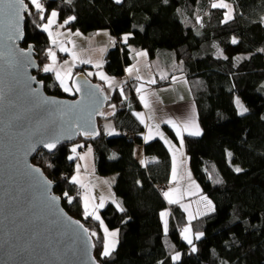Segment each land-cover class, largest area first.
Segmentation results:
<instances>
[{"label":"trees","instance_id":"obj_1","mask_svg":"<svg viewBox=\"0 0 264 264\" xmlns=\"http://www.w3.org/2000/svg\"><path fill=\"white\" fill-rule=\"evenodd\" d=\"M25 1L29 12L22 46H35L40 65L44 52L53 45L42 26L57 10L60 23L68 21L71 30L89 36L107 29L118 38L128 36L121 47L109 50L105 68L109 74L123 77L132 64L133 46L147 49L152 59L164 54L162 59L167 55L180 63L179 70L161 85L183 75L194 92L202 130L200 136H187L184 143L193 174L215 210L192 222L194 233H203L192 244L181 239L178 226L188 221L178 207L172 206L170 228H164L161 214L169 204L161 186L170 182L172 156L163 139L145 142V127L134 114L140 105L133 93V112L121 103L119 91L107 101L108 105L120 102L123 107L117 113L119 134L110 136L99 124L97 137L77 141L93 148L100 176H116L112 187L120 207L109 203L99 211L107 228L120 233L119 245L111 255H101L106 240L102 223L85 216L77 184L72 181L77 160L72 158L71 147L77 142L61 144L51 153L42 150L33 159L56 182L55 192L67 212L81 220L91 235L95 233L98 262L264 264V0H222L234 6L228 20L225 8L212 7L217 0H44V13ZM233 38L237 43H232ZM215 45L221 46L222 54ZM88 71L81 67L73 78L84 74L104 90L103 83ZM38 75L47 93L68 96L53 72L41 75L39 71ZM239 98L247 109L243 114L236 103ZM164 129L177 143L170 127ZM127 133L135 136L133 142ZM177 253L179 259L174 260Z\"/></svg>","mask_w":264,"mask_h":264},{"label":"water","instance_id":"obj_2","mask_svg":"<svg viewBox=\"0 0 264 264\" xmlns=\"http://www.w3.org/2000/svg\"><path fill=\"white\" fill-rule=\"evenodd\" d=\"M27 12L28 7L22 13L23 37L11 40L0 2V264H100L89 228L67 212L56 182L33 159L42 150L55 151L37 143L41 137L62 136L57 147L97 137L108 96L84 74L74 81L75 90L81 88L77 97L46 92L35 46H22ZM44 178L52 183L45 185Z\"/></svg>","mask_w":264,"mask_h":264},{"label":"crops","instance_id":"obj_3","mask_svg":"<svg viewBox=\"0 0 264 264\" xmlns=\"http://www.w3.org/2000/svg\"><path fill=\"white\" fill-rule=\"evenodd\" d=\"M79 32L80 30L74 31L71 29L69 30V28H67L66 33L61 38H57L56 40V42L61 40L67 42L66 48L68 49V51H65L66 55H68L67 56L68 58H66L65 61L67 63L64 62L62 67H60L59 69L62 75L70 71V75L73 76V74L71 73V69L76 65V63L79 64V62L83 61L82 62L83 64L84 63L90 64L94 62L93 61L94 59L91 56L90 57L83 56L85 60H83V57L79 58L80 60L79 59L72 60L71 56L73 55V53H76L75 51L79 49V45L81 43L84 44L86 42L85 40H84L85 42L79 41L78 40L79 37L76 38ZM49 36L50 39L55 38L54 33ZM98 37L99 36L95 35L91 39L89 38L90 40L89 39L87 40H89V42H91L92 44L96 42H101L100 44H98L100 46V49L98 51H99V57L100 56L102 57L107 53L108 50H111V48L115 47L112 42H114L117 37L113 35L112 32L110 33L106 32L104 35H101L100 39ZM75 40H77L78 42H76ZM103 45L105 46L103 47ZM86 51H88V48H85V51H83L82 54H84V52ZM138 53H145V55H138ZM130 56H131L132 64L126 67L125 70L126 73L123 75V77H117L111 75L106 71V69L105 71H103V73H105V76L108 79L107 80L102 79V82L101 81L99 82L101 84L103 83V85L105 86L104 91L105 94H107L108 96V101L110 102L111 101L110 99L113 97L115 92L119 91L122 95L121 103L126 105L127 110L130 109V111L133 112L134 109L132 108L133 104L130 102L131 93H133L134 97H136L135 98L136 102L140 105V110L135 109L134 114H136L137 116L136 117L137 121L145 127V131L143 134L144 140L145 137L148 136L149 134H151L152 137L149 140H145V142L148 143V141L161 138L160 135H157V132L163 134V141L164 142L167 141V143L165 142V144L168 146L172 156V171L170 175L171 179L170 182L166 185L169 186L171 181H173L175 184H179L182 182L195 180L196 177L194 176L191 165L189 164V156L187 155L186 144L184 142L187 136H196V135H190L188 131H184L183 126L185 122L191 120L194 121V123L199 127L200 132L202 129L199 122V111L197 110L196 100H194V92L191 88L189 79H186L185 76H177L176 78L173 79L171 83H166L165 85H161L160 82L165 81L166 78H168L175 71V69L172 66H167V65L164 67L157 66V68L154 70L153 66L156 65V63H158L157 60L155 59H157L158 57L152 59L147 49H133L131 50ZM69 61H72L73 64H69L68 63ZM99 61L101 62L100 59ZM128 69H132V71L129 72ZM162 75H164L165 79L160 77ZM124 83H130L131 87H126V88L122 87ZM62 89L64 91L63 86ZM137 89H140V91H137ZM142 96L144 97L143 100L141 99ZM145 101H147L148 103L147 107L145 106ZM119 103L117 101L111 102L110 103L111 106L109 110L105 113L107 109L106 107L109 106L108 103H106V106L104 107L102 113L100 114L103 117V119L99 120V124L107 134L111 133L109 134L110 136H115L120 133V129H118L119 127L117 126L118 121H120V117H118L117 113L120 112L122 108L120 106L121 103L120 104ZM138 113L141 115H137ZM169 120L174 121L179 126L181 133L180 135H177V128H174L172 124L167 122ZM165 127H170V129L177 135L178 137L177 143L176 142L173 143L174 140H172L171 137L168 136V134H166L164 129ZM150 129H151V133H150ZM181 139L183 140V142H181ZM85 149H86L85 151H82L83 154L80 153L81 150L79 152L80 161L77 164V173L75 176L80 181V183H76V184L79 185L81 191L84 193V196L82 198V202L84 203V208H85L84 197L85 195H87L89 198L87 211L92 212L95 209V212L97 211L99 212L101 210L100 209L101 207H98L101 201L97 203H93L92 199L88 195L89 193L88 191H90L93 187L92 185H95L97 182L105 183L103 186L105 189H107V191L110 194L109 199L107 201H103L104 206L102 207V209L106 207L107 204L109 203H114L118 205L119 202L117 201V198L115 197L116 198L115 199L112 197L113 195L110 191L111 181L109 180L111 179L114 182L116 176L115 175H110L106 177L100 176L96 170V163L94 159L93 149L92 148H85ZM142 153H143L142 150H140V154ZM174 169H175V179L173 178ZM200 187L202 188V186ZM163 193H165L164 190ZM201 194L202 195L204 194L203 188ZM183 196L185 195L181 193L173 194L172 198L174 200L172 201L175 202H172L170 204H169V199L168 198L166 199L169 204V208H167L163 212L166 213V215L162 216V221L164 222V228H165V222H167L166 230L170 228V223H171L170 219L172 212L174 211L172 209V206L173 208L176 206L179 209H181L182 213L184 211L186 215V219L188 221V223L186 224L190 225L191 229H192L191 224L196 218L205 216V214L211 213L215 210L213 200L210 197H208L207 194L206 195L204 194L203 196L206 197L207 199L203 198L202 202L200 203H199V199H196V202L191 207L192 212L188 213L185 204L190 203L188 201L192 199L191 198L192 196L188 195L190 199L187 201H184ZM208 201H211L212 210H210L209 208ZM204 205L208 207V210H204L205 209ZM190 216L192 217L191 219ZM185 225L178 226V230L180 231L182 241L188 243V241L184 239V235H183L184 229L186 227ZM196 234L197 233H194L195 239H196ZM195 239L193 240L194 242Z\"/></svg>","mask_w":264,"mask_h":264},{"label":"rangeland","instance_id":"obj_4","mask_svg":"<svg viewBox=\"0 0 264 264\" xmlns=\"http://www.w3.org/2000/svg\"><path fill=\"white\" fill-rule=\"evenodd\" d=\"M30 2H31V0H30ZM40 2H41V4L43 5V3H44V0H40ZM221 2V0H217V3H220ZM223 3H225V4H227L228 6H229V8H225V10H226V13H228L229 12V9H231V18L233 17V15H234V6H233V4L232 3H230V2H225V1H222ZM34 6V5H33ZM35 7V6H34ZM35 10H37L36 8H35ZM44 6H43V13H44ZM56 12H57V16H56V18H55V22L53 23V24H51V26H50V28H49V30L48 31H45L44 30V28H43V26H42V29H43V31L44 32H47V34L49 35V32H51L52 34L54 33V35H55V38H51V42H53V40H57V38H61L65 33H66V30H67V28H69V26H68V24L67 23H60V21H59V12L57 11V10H55ZM51 16V14L49 15V17ZM48 17V18H49ZM48 18H46L45 19V22H44V24L43 25H45V24H47L48 23ZM228 20V19H227ZM69 30H70V28H69ZM106 32H111V30H107V29H102V30H99V31H97V33L95 34V33H93V34H90L89 36L88 35H86V34H84L82 31H80L79 33H78V35L76 36V38H78L79 37V41H81V42H85L84 44L83 43H81L80 45H79V49L77 50V51H75L76 53H74L75 54V56H71L72 57V60H74V59H79V58H81V57H83V56H85V57H87V56H91V57H93V61L94 62H92V63H90V64H87V63H82V62H79V64H77L76 63V65L71 69V73L73 74V76H74V73L79 69V68H81V67H83L85 70H88V68H89V70L90 71H88V73H91L92 75H93V77L97 80V81H101L102 82V79L100 78V75H99V73H103V71H105V68H106V65H107V60H106V57H107V54L109 53V50L107 51V53L104 55V56H100L99 57V49H100V46L98 45V44H100L101 42H96V43H94V44H92L91 42H89V40L93 37V36H99L98 38L100 39V37H101V35H104ZM93 35V36H92ZM117 37V36H116ZM123 37L124 36H122L121 38H116L115 39V41L114 42H112L113 43V45L115 46V47H121L122 46V44H123V42H126L124 39H123ZM90 38V39H89ZM87 39H89V40H87ZM85 40V41H84ZM76 42H78L77 40H75ZM110 41V40H109ZM66 46H67V42H64L63 40H61V41H57L55 44L53 43V45L50 47V48H47L46 49V51L44 52V55H43V58H42V67H41V70H40V74L41 75H45V74H47L48 72H44L43 71V67H44V65H46V64H52L53 63V61H52V59H51V56L49 55V53H48V50L49 49H51V51L53 52V53H55V57H56V59H55V68H56V70H59L60 69V67H62V65L64 64V62L66 61V58H68L67 56L68 55H66V53H65V51H61L60 49L63 47V48H66ZM105 45H103V47H104ZM113 46V47H114ZM114 47V48H115ZM85 48H88V51H86V52H84V54H82V52L83 51H85ZM130 49L131 50H133V49H140V48H136V47H130ZM215 49H216V51H217V53L218 54H220L221 53V51H222V48H221V46L219 45H215ZM163 56H164V54H160V56H158V58L157 59H155V60H157V62L158 63H156V65H154L153 66V69L155 70L156 68H157V66H161V67H164V66H172L174 69H175V71L172 73V74H174L177 70H179L178 68L179 67H181V65H180V63H177V62H175V61H173V59L172 58H168L167 59V55H165V57H164V59H162L163 58ZM99 59L101 60V62L99 61ZM80 60V59H79ZM83 60H85L84 59V57H83ZM166 61H168V63H166ZM69 64H73V62L72 61H69L68 62ZM99 64V67H97V65ZM181 69V68H180ZM182 70V69H181ZM53 72V74H56L55 73V71H49V73H52ZM104 75H105V73H103ZM171 74V75H172ZM170 75V76H171ZM73 76H68L67 78H66V84H67V86L71 89V91H69V92H66V94L68 95V96H70V94H71V96L72 95H75V93H76V90H75V85H74V81H75V79L77 78V77H75V78H73ZM169 76V77H170ZM178 76H183V75H178ZM160 77H162L163 79H165V77H164V75H162V76H160ZM168 77V78H169ZM55 78H56V75H55ZM98 78H100V79H98ZM168 78H166V79H168ZM56 81H57V83L59 84V80H57V78H56ZM166 81V80H165ZM165 81H161L160 82V84H162L163 82H165ZM60 85V84H59ZM61 86V85H60ZM122 87H131V84L130 83H124L123 84V86ZM61 88H62V86H61ZM65 93V92H64ZM239 100V102H240V104H242V102H241V100H240V98L238 99ZM244 107H245V105L244 104H242ZM110 106L111 105H109L108 107H106L107 109H106V111H105V113L109 110V108H110ZM121 108H123L122 106H121ZM247 112V111H246ZM245 113V112H244ZM173 143H175V142H173ZM175 145V144H174ZM73 148H75L76 149V151H75V153H73L72 154V158L73 157H76V160H77V164H78V162L80 161V157H79V152H80V150H81V152L80 153H82L83 154V152L82 151H85L86 149L85 148H91V146H87V145H85V143L83 142V143H81V142H77V143H75V144H73L72 145V147H71V149H73ZM93 149V148H92ZM73 152V151H72ZM93 153H94V151H93ZM77 171V170H76ZM77 173V172H76ZM76 173L73 175V177H75L76 176ZM72 177V178H73ZM111 182H110V191H111V193H112V197L113 198H115L116 197V194H115V190H113V181L111 180V179H109ZM73 181V180H72ZM105 183H101V182H97L95 185H92L93 187H92V189L90 190V191H88L89 193H88V195H89V197L92 199V202L93 203H97V202H100L101 201V199H103V201H107L108 199H109V197H110V194H109V192L107 191V189H105L104 188V185ZM201 185L199 184V182H198V180L195 178V180H193V181H188V182H182V183H179V184H175L173 181H171V183L169 184V186L168 185H164V186H161V189L162 190H164V192L166 193V192H168V193H170V196L169 197H165V199H171V200H174L173 198H172V196H173V194H175V193H181V194H184L185 196H183V198H184V201H187V200H189L190 198L188 197V195H191L192 197V199L191 200H189L188 202H190V203H188V204H185V207H186V209H187V211H188V213H191L192 212V206L194 205V203L196 202V199H199V203L200 202H202V200H203V198H205L203 195L205 194H201V191H202V188L200 187ZM77 193H78V196H79V194H82V195H84V193L81 191V188L79 187V185H77ZM163 195H164V193H163ZM206 195V194H205ZM81 198H83V196L81 197ZM116 199V198H115ZM101 203V202H100ZM169 204H170V202H169ZM206 205V204H205ZM204 205V207H205V209L204 210H208V207L207 206H205ZM171 206V205H170ZM203 207V208H204ZM100 209H102V208H100ZM89 213H91V211H88ZM170 213H171V211H170ZM96 214L97 215H99V217H100V219H99V221H100V223L102 222V226H103V233L106 235V239L107 240H112V239H114L115 240V248L113 249V251L118 247V242H119V239H120V233L118 232V231H116V230H111V229H108L107 228V226L103 223V221H102V216H101V213L100 212H96ZM167 214H168V212H167ZM89 216H92V217H94L93 215H89ZM95 218V217H94ZM97 220V219H96ZM188 224H186L185 226L187 227V228H189L190 229V231H189V236L191 237V239H192V243H194V239H195V235H194V233H193V230L191 229V227H190V225H188ZM185 227V228H186ZM105 229H107V231H108V233H112V232H116L117 233V235L113 238V237H111V236H109L106 232H105Z\"/></svg>","mask_w":264,"mask_h":264},{"label":"snow or ice","instance_id":"obj_5","mask_svg":"<svg viewBox=\"0 0 264 264\" xmlns=\"http://www.w3.org/2000/svg\"><path fill=\"white\" fill-rule=\"evenodd\" d=\"M0 2H2L3 5H4V11H5V14L7 15L8 19H9V25H10L11 30H12L11 31V34L9 36V39H11V40L21 39L23 37V32L21 31V21L24 18L23 15H22V13L27 10V7L28 6L24 3V0H0ZM69 2H70V0H69ZM31 3L35 6V8L37 10H39L41 13L43 12V5L41 4L40 0H31ZM212 7L213 8H217V7H219V8H229V6L227 4H225V3H223L222 0H221L220 3H213ZM230 13H231V9H229V12L225 14L226 20L227 19H231V14ZM56 16H57V12L56 11H52L51 12V16L48 18V23L45 24V25H43V28H44L45 31H48L49 28H50V26H51V24H53L55 22ZM41 19H43V16H41ZM71 19H74V17H69V20H71ZM67 22L68 21H65V23H67ZM49 35H52L51 32H49ZM123 39L125 41H127L128 36L127 35L124 36ZM53 43L55 44L56 43V40H53ZM232 43H237V41H236L235 38H233ZM60 50L61 51H68L67 48H63V47ZM19 51L21 52V54L24 53V50L23 49H20ZM48 53L51 56V59H52L53 63L52 64H46V65H44L43 71L44 72L55 71L56 78H57V80L60 81V84H61V86H63L64 91L65 92L71 91V89L66 84V78L68 76H70V71L69 72H66V73H64L62 75L61 72L59 70H56V68H55V59H56L55 53H53L51 51V49L48 50ZM138 55H145V53H138ZM73 56H75L74 53H73ZM26 60H27V57H26ZM28 63H30V60H28ZM65 63H67V62H65ZM97 67H99V64L97 65ZM128 71L131 72L132 69H128ZM89 75H91V73H89ZM99 75H100L101 79H104V80H107L108 79L103 73H99ZM31 79L34 80L35 78L32 77ZM152 82H154V81H152ZM76 91H81V88H80L79 85L76 86ZM137 91H140V89H137ZM141 99L143 100L144 97L142 96ZM236 103H237L238 108L240 109L241 114H243L244 112L247 111V109L242 104H240L239 100H237ZM145 106L146 107L148 106L147 101H145ZM137 115H141V114L138 113ZM167 122L170 123V124H172V126L174 128H177V135H180L181 134L180 133L179 126L174 121L169 120ZM76 128L79 129L80 128V125L79 124H76ZM183 130L184 131H188L190 135H196V136H198V135L201 134L199 127L194 123V121H191V120H189V121H187V122L184 123ZM150 133H151V129H150ZM86 134H91V133H86ZM109 134H111V133H109ZM157 135H160L161 138L163 139V134L162 133L157 132ZM62 138L63 137L60 136V135L45 136V137H41L37 141V143L42 144L44 148L48 149L51 152L52 150H54L57 147V144L60 143V141H61ZM151 138H152L151 137V134H149L148 136L145 137V140H149ZM165 142L167 143V141H165ZM181 142H183L182 139H181ZM30 150L31 151H35V144H33L31 146ZM72 151H73V153H75L76 149L73 148ZM69 159H71V157H69ZM49 166H51V165H49ZM235 170L237 172H240L241 171V169L238 168V167ZM33 171L34 172H39L40 170L38 168H33ZM173 178L175 179V169L173 170ZM72 180L74 182H76V183H80V181L77 179V177H73ZM43 182H44L45 185H50L52 183L51 181H48L46 178H44V181ZM164 195H165V197H169L170 196V193L166 192V193H164ZM65 196H67V193H65ZM52 199L53 200H56L58 198L57 197H52ZM72 199H73L72 197L68 196L69 202H71ZM205 199H207V198L205 197ZM88 200H89L88 196L85 195V197H84V202H85V216L93 215L95 217V219L99 220L100 217H99V215L96 214L95 209L91 213H89L87 211V209H88ZM169 202L172 203V202H175V201H172L171 199H169ZM208 205H209L210 210H212L211 209V201H208ZM103 206H104L103 199H101V203L98 205V207H101L102 208ZM117 207H120V206L117 205ZM120 210L123 211L122 208ZM161 215L164 216V215H166V213H162ZM191 218L192 217L190 216V219ZM75 223L78 224L79 222L76 221ZM166 228H167V222H165V230H166ZM189 231H190V229L186 227L184 229L183 235H184V239L187 240L189 244H192V239L188 235ZM85 232H87V229H85ZM105 232L109 236H111L113 238L117 235L116 232L108 233L107 229H105ZM92 235H95V233H92ZM202 235H203V233H197L196 234V239H199ZM115 243L116 242H115L114 239H112V240H107L106 239L105 240V243H104V250L101 253V255L102 256H109V255H111L113 249L115 248ZM192 251H196L195 246H193ZM173 259L174 260H178L179 259V253H177L175 256H173Z\"/></svg>","mask_w":264,"mask_h":264},{"label":"built area","instance_id":"obj_6","mask_svg":"<svg viewBox=\"0 0 264 264\" xmlns=\"http://www.w3.org/2000/svg\"><path fill=\"white\" fill-rule=\"evenodd\" d=\"M126 136H127V138L131 141V142H133L134 140H135V136H133V135H131V134H126ZM83 195L82 194H79V197L81 198Z\"/></svg>","mask_w":264,"mask_h":264},{"label":"bare ground","instance_id":"obj_7","mask_svg":"<svg viewBox=\"0 0 264 264\" xmlns=\"http://www.w3.org/2000/svg\"><path fill=\"white\" fill-rule=\"evenodd\" d=\"M84 196V195H83Z\"/></svg>","mask_w":264,"mask_h":264}]
</instances>
